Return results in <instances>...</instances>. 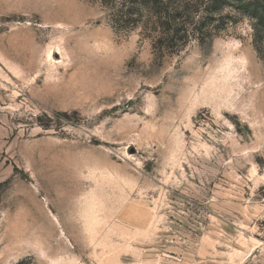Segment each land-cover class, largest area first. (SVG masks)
<instances>
[{
    "label": "rangeland",
    "instance_id": "obj_1",
    "mask_svg": "<svg viewBox=\"0 0 264 264\" xmlns=\"http://www.w3.org/2000/svg\"><path fill=\"white\" fill-rule=\"evenodd\" d=\"M224 8L172 39L102 0H0V264H264V80L208 65L239 46L264 78V42Z\"/></svg>",
    "mask_w": 264,
    "mask_h": 264
},
{
    "label": "trees",
    "instance_id": "obj_2",
    "mask_svg": "<svg viewBox=\"0 0 264 264\" xmlns=\"http://www.w3.org/2000/svg\"><path fill=\"white\" fill-rule=\"evenodd\" d=\"M170 2L172 0H121V3L116 4L115 0H102L103 5L109 7L115 17L127 22L138 19L141 11L150 13L160 21L161 28L172 39L181 33L185 38H189L191 35L211 34V31L206 29V21L208 18L220 15L225 9L224 7L231 4L236 7L239 13L253 21L255 44L264 42V0H198L196 4L198 11L193 12V23L189 24L187 28L184 18L190 11V5H194L192 3L194 0ZM135 5L139 8L136 9Z\"/></svg>",
    "mask_w": 264,
    "mask_h": 264
},
{
    "label": "bare ground",
    "instance_id": "obj_3",
    "mask_svg": "<svg viewBox=\"0 0 264 264\" xmlns=\"http://www.w3.org/2000/svg\"><path fill=\"white\" fill-rule=\"evenodd\" d=\"M217 54L220 55V58H217L219 57L217 56L208 62V65H212L214 68L218 69L213 80L214 87L218 86L219 83L223 84L226 81L236 79L246 80L249 86L253 87L255 84L264 80L263 75L255 66L252 56L243 51L241 47L223 48L218 50ZM197 65L204 64L199 62ZM214 90L217 91L216 88ZM256 92L258 91L256 90ZM258 93L262 95L264 90ZM261 104L264 111V102L261 101Z\"/></svg>",
    "mask_w": 264,
    "mask_h": 264
}]
</instances>
